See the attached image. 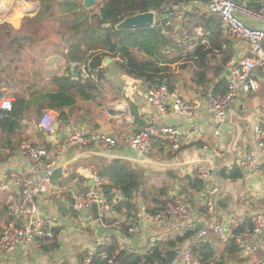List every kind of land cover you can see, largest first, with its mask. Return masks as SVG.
Instances as JSON below:
<instances>
[{"label": "crops", "instance_id": "1", "mask_svg": "<svg viewBox=\"0 0 264 264\" xmlns=\"http://www.w3.org/2000/svg\"><path fill=\"white\" fill-rule=\"evenodd\" d=\"M15 1L20 2V0ZM236 1L254 10H259L264 5V0ZM19 4L11 14L14 21H20L18 15L23 9V4ZM178 7L174 10L181 9L183 14L189 11L188 4L183 2ZM4 9L7 8H2L3 12H5ZM181 13L174 19L177 30L182 28L181 24L185 23ZM244 22L250 27L264 29V25L259 21L244 18ZM196 27L200 26H195L194 29ZM221 31L222 39L220 40L226 43L222 45V50L217 52L220 53L216 55L218 60L227 52L232 57L229 64L239 57H244L247 54L245 44L230 38L222 27ZM203 33L204 37L199 39V45L207 43L208 38L204 31ZM217 36H213L214 46H216ZM174 41L179 47L177 36H174ZM28 44L34 47L15 49L12 53L13 56L20 57L13 62V75L25 76V71H27L32 72L28 74L32 75V78L23 82L12 81L9 86L2 89V92L9 90L10 97L4 96L12 100L13 106L16 96L25 97L29 101L34 98L36 91L45 96L60 93L64 84L59 83L61 85H58L57 79H70L78 84L92 79L94 88L86 89L82 93L76 90L70 92L76 102L73 106L65 108L67 117L65 121L60 119L59 113L54 110L44 108L41 112H36L34 108H31L28 112H17L19 122L13 130L8 126L6 119L0 122V184L6 185V189L0 191V231L2 230L0 236L9 225L20 201V193L9 182L11 176L17 173L38 176L31 159L23 154V146L30 145L34 149H45L50 156L57 157L58 161L64 155L72 156L66 162L60 179L54 181V187L47 195L37 199L40 212L46 217L55 219L58 223L55 242L49 243V245L57 244L56 248L46 252L42 247L48 244L41 247L22 245L14 253L4 256L0 264H83L88 253L95 251L97 253V242L100 240L107 243L116 242L121 251L139 255L153 251L154 248L151 250L150 244L155 241L156 247L160 250H170L179 254L192 247L200 231L212 221L225 227V237L221 238L214 233H209L206 238L200 240V247L208 246L217 254L216 259L206 264L214 262L215 264H249L240 250L236 255H227L225 251L228 242L232 241L230 236L236 234L240 226L246 221H252L256 215L264 213V173L243 176L238 181L225 179L220 173L233 167L239 169L238 164L246 152L258 153L255 130L258 126H264V76L261 72L256 71V77L261 84L259 91L238 98L232 104L227 122L218 124L214 116L207 113L205 108L197 117L172 113L162 115L145 99L146 90L151 84L146 83L144 78H136L122 71L117 65L119 58H106L111 60L109 64L105 63L106 59L104 60V79L99 80L96 75L91 77L90 71L87 72L78 63H75V68L71 70L72 63L65 56L68 50L61 42H58L56 46L44 43L30 44L28 42ZM207 45L211 46L210 43ZM173 48H168L169 59L178 60L170 64L169 70L166 71L171 77L170 80L167 79L168 83L171 81V91L178 93L189 102L204 106L215 87V80L203 86L199 84L196 74L199 69L193 62H186L180 58L186 57L184 56L186 52L180 47V52L174 57L177 52ZM24 56H29V69L22 65L25 60ZM228 65L221 77L228 76ZM185 70H188L189 74L187 73L186 77H179V74ZM81 72H87L88 79L85 82L75 81L76 75ZM35 75L38 76L37 80H35ZM164 82L167 84L166 81ZM106 88H109L107 94L103 90ZM45 102L48 100L45 99ZM45 113L51 114L56 121L53 133H47L39 126ZM152 118H156L160 125L175 128L181 133L180 150L172 151L169 143L154 141L151 152L145 156L139 150L123 142L124 138L144 128ZM71 127L84 134L109 135L118 140L119 145L113 149L91 143L83 148L72 147L69 145ZM116 160L126 162L132 168L140 170L145 187L148 189L154 187V190H158L167 187V196L174 198V202L175 198H181L190 206V217L188 219L170 217L160 222L159 225H153L146 218H142L138 223L137 232L132 234L126 227L113 225L115 221L125 225L127 219L134 222L131 212L125 209L117 212L116 219L109 223L107 228H102L99 221L93 220L92 217L89 218L87 213L74 212L72 209L74 199L86 197L92 192L94 186L93 181L89 180L92 178L86 176L83 170L93 167L99 176L98 173L104 165ZM259 163L264 166V160H260ZM203 169L210 170L207 178L201 175ZM43 172L47 170L40 172L41 176H46ZM240 172L242 173L241 170ZM170 173L176 178H170ZM155 179L163 180L159 188L155 185ZM200 179L206 182L207 187L202 192H197L193 190L190 180ZM107 182L104 180V184ZM209 186L219 188L214 217L207 214L203 199L205 190ZM148 189L144 190L148 192ZM140 193H137L133 200L135 208L149 213L146 210L147 207L149 206L150 209L154 207L148 201L149 199L145 201ZM103 195L109 200L104 192ZM155 198L158 199L157 194ZM109 201L116 208V205L125 201V198L120 192L113 190L112 199ZM64 211L70 214L73 223L60 217ZM159 212L157 210L153 215ZM262 240V237L255 238L250 241V244L259 245ZM194 255L199 258L198 254L194 253ZM260 257L264 260L263 251H260ZM176 264H182L181 258H178Z\"/></svg>", "mask_w": 264, "mask_h": 264}, {"label": "trees", "instance_id": "2", "mask_svg": "<svg viewBox=\"0 0 264 264\" xmlns=\"http://www.w3.org/2000/svg\"><path fill=\"white\" fill-rule=\"evenodd\" d=\"M24 1L28 3L37 2L39 4L37 15L33 19H27L29 23L39 24L47 22L49 19H57L56 24L60 29L56 30L53 36L57 37L58 40L56 42L48 33L39 38L41 27L34 26L29 32L13 29L14 34L10 35L12 38L9 40L6 39V46H0V98L4 96L2 89L5 86H9L12 81H15L13 62L20 57H15L12 53L15 49L21 50L25 48L24 44L26 42L30 44H53L55 46L58 42H61L68 50L65 55L68 61L80 64L87 72L88 70L90 71L89 75L91 77L96 75L99 80L104 79V60L106 58H119L117 65L122 71L136 78H144L146 83L150 84L166 81L168 87L172 90L171 81L168 83L167 80H170L171 77L166 71L169 70V65L178 59L170 60V53L167 51L174 47V51L180 52V48L174 41V36L179 33L174 19L176 15L182 12L181 9L174 10L172 15L160 20L155 27L117 32L115 26L125 18L140 13L149 11L163 13L167 7L180 6L182 0H103L96 5L98 6L97 13L94 12L96 6L86 9L84 2L80 3L77 0ZM24 9L25 5H23L19 15L23 14ZM182 19L185 23L180 25L182 27L181 30L192 33L195 26L202 27L208 38L207 43H210L211 46L208 47L207 43L198 45L192 54L180 58L193 62L199 69L196 74L198 82L202 86L215 80V87L211 91V95H224L227 91V81L221 75L232 57L229 52L225 53L220 60L216 56L220 54L217 52H220L222 45L226 43L220 40L222 39L221 25L215 17L209 14L184 13L182 14ZM163 30L166 34L163 33ZM215 35H218L216 46L213 45V36ZM135 51L143 54L144 58H138L134 53ZM37 79L38 76H36L35 80ZM57 81H59L58 85H61L59 83L64 84L60 93L47 94L45 96L36 91L34 92V98L29 101L25 97L16 96L13 112L5 120L8 126L12 130L16 128L19 122L17 121L19 119L17 112H28L31 108H34L36 112H41L44 108L54 110L59 113L60 119L65 121L67 120L65 108L73 106L76 102L70 92L76 90L78 93H82L86 89L94 88L92 79L83 84L73 83L70 79H57ZM45 99L48 102H45ZM133 114L135 115V112ZM98 174L101 178L108 181L103 185V192L109 200L112 199L113 190L120 192L124 196L125 201L116 205L118 212H122L124 209L128 212L137 211L133 200L136 194L142 191L140 193L141 197L145 201L149 199L148 201L154 207L150 209L148 206L146 209L147 212H152L151 214H156L155 211L157 210L159 212L168 208L174 202V198L167 196V187L158 189V191L154 190V187H149V189L145 187L142 172L132 168L126 162L113 161L104 165ZM220 175L232 181H238L243 177L237 167H233L230 170L225 169ZM169 177L176 178L172 173H170ZM190 182L193 190L197 192H202L207 187L206 182L202 179L197 181L190 180ZM144 189H148L149 195ZM155 194H157V200ZM251 226L252 221H246L237 229V233ZM174 245L176 246V243ZM56 246L57 244L53 243V245L48 244L42 248L47 252L56 248ZM170 246L172 247V244ZM193 251L199 255V259L203 264L217 258L215 251L208 246L199 247ZM238 251V244L233 240L229 241L225 253L227 255H236ZM176 256V253L170 250L163 251L158 247L144 255L129 253L121 251L116 242H111L97 249L92 264H169Z\"/></svg>", "mask_w": 264, "mask_h": 264}, {"label": "built area", "instance_id": "3", "mask_svg": "<svg viewBox=\"0 0 264 264\" xmlns=\"http://www.w3.org/2000/svg\"><path fill=\"white\" fill-rule=\"evenodd\" d=\"M182 2L188 4V13L209 14L215 17L230 38L245 44L247 54L228 65L230 75L226 77V93L224 95H211L204 106L183 99L178 93L172 92L167 84L158 82L148 87L145 99L162 115L172 113L197 117L205 108L207 113L214 116L218 124H224L227 122L232 104L241 96L259 91L261 87L256 77V71L261 72L264 76V29L250 27L244 22V18L259 21L264 25V5L259 10H254L245 4L238 3L236 0H182ZM15 7L17 6H14V4L12 7L0 5V8H7L4 9L5 12L0 11V20L14 21L11 14ZM26 11L32 13L36 11V8L25 5L23 14ZM178 32L177 40L179 47L186 52L184 56L192 54L199 45V39L204 37L200 27H196L192 33L183 31L181 28H179ZM163 33L166 34L164 30ZM74 68L75 63H72L71 70ZM87 79L88 73L81 72L76 75L74 80L85 82ZM13 108V102L9 97L0 98V122L10 116ZM55 122L51 114L45 113L39 122V126L45 132L53 133ZM255 137L258 153L246 152L238 164L245 177L264 173V166L259 163L260 160H264V126L256 127ZM154 141L169 143L172 151L180 150L182 145L181 133L175 128L160 125L156 118L150 119L144 128L123 140L126 145L139 150L143 154L151 152ZM90 143L102 145L108 149H113L119 145V141L109 135L84 134L80 130L71 127L70 146L83 148ZM23 154L31 159L34 171L38 176H27L23 173H17L12 175L9 180L11 186L20 193V201L9 225L0 236V260L4 256L14 253L22 245L41 247L53 242L56 236L57 221L51 217H46L40 212L37 199L47 195L55 185V182L49 176L56 168L57 157L50 156L45 149H34L30 145L23 146ZM44 169L47 170L48 175L41 176L40 172ZM83 172L86 176L92 178L89 180L94 183L93 190L86 197L75 198L72 209L76 213H87L88 217L93 219L91 206L92 204L99 205L98 221L102 228H107L108 224L116 219L118 211L115 205L104 197V180L96 174L94 168L85 169ZM209 174V169L201 171L203 178H207ZM5 189L6 185L0 184V191ZM218 192V187L209 186L205 190L203 197L205 210L212 217L215 215ZM190 215V206L181 198H175V202L171 207L160 211L157 215L142 212L141 210L131 211V217L134 219L133 223L127 219V224L125 225L119 221L113 222V225L115 227H126L128 232L133 234L137 232L138 223L142 218H146L153 225H159L160 222L170 217L188 219ZM263 230L264 213H260L253 218L251 227H246L242 232L230 236V240L238 244L240 252H243L249 264H264V260L260 257V251L264 252V238H262L263 240L259 245L250 244L252 239L261 237ZM209 233H214L221 238L225 237V227L218 222L212 221L205 229L200 231L192 247L179 254L177 253L176 258L169 264H176L178 258H181L182 264H203L194 255L193 250L201 246L199 244L200 240L206 238ZM107 244V242L100 240L97 242V248ZM155 244V241L150 244L151 249L156 247ZM95 254L96 251L88 253L83 263L92 264Z\"/></svg>", "mask_w": 264, "mask_h": 264}, {"label": "rangeland", "instance_id": "4", "mask_svg": "<svg viewBox=\"0 0 264 264\" xmlns=\"http://www.w3.org/2000/svg\"><path fill=\"white\" fill-rule=\"evenodd\" d=\"M61 1H63V0H61ZM77 1H79L80 3H83L84 2L83 0H77ZM102 1L103 0H97V4L96 5H98ZM21 2H22L23 5H28V6H31V7H35L36 8V11L35 12H32V13L31 12L28 13L26 11L25 14L19 15V18H21L20 21H8L7 22V21H4V20H0V46H6V39L9 40L10 38H12L10 35H13L14 34L13 29H15V30H22L23 32H29L34 26L35 27H41V30L39 32L40 33L39 38L42 37L43 35H45L46 33H48L49 36L53 38L54 37L53 35L55 34L56 30L60 29V28L57 27V24H56L57 19L56 18L49 19V20H47V22H44V23L43 22H41V23L38 22L39 24H31V23H29V21L27 19H33L37 15L38 10H39V4L37 2L28 3V2H25L24 0H21L20 3ZM13 4H14V6H19V4L15 0H0V5L1 6H7V7L9 6V7H12ZM0 11L3 12L2 11V8H0ZM94 12L95 13L98 12V6H96L94 8ZM181 14H183V13H181ZM57 17H58V15H57ZM157 22H159L158 18H157ZM54 40L57 41L58 38L57 37H54ZM24 45H25V48L26 49H32L34 47V45H29L27 42ZM134 53H135V55L138 58H140V59L144 58L143 57V54H141V53H139L137 51H135ZM177 54L178 53H175L174 54V57ZM23 58L25 60L22 63V65L26 69H29V67H30V65L28 63L29 62V56H24ZM181 61H183V60H181ZM184 61L187 62V60H185V58H184ZM186 66L187 65H185V67ZM188 66H190V64H188ZM25 72H26L25 73V76H22V75L14 76V77H16V79H15L16 81H13V82H23V81H28V79H31L32 78V75H28V74H32V72H30V73H28L27 71H25ZM187 73L189 74L188 70H185V72H181L179 74V77H186L187 76ZM22 78H24V79H22ZM103 90L107 94L109 88H106V89H103ZM9 94H10L9 93V90L7 92H4V95L9 96ZM7 96H3V97H7ZM102 101L103 102H106L104 100H102ZM155 181H156L155 182V185H157L158 188H159L162 185V181L163 180L162 179H155ZM0 228H1V225H0ZM1 231H0V233H1Z\"/></svg>", "mask_w": 264, "mask_h": 264}, {"label": "water", "instance_id": "5", "mask_svg": "<svg viewBox=\"0 0 264 264\" xmlns=\"http://www.w3.org/2000/svg\"><path fill=\"white\" fill-rule=\"evenodd\" d=\"M84 1V7L86 9L92 8L97 4V0H83ZM179 7H170L169 9L165 10L163 13H156L154 11H149L146 13H140L134 16H130L125 18L123 21L118 23L115 26V30L117 32H123L125 30H134L139 28H148V27H155L156 20H162L169 17V15H172L174 13V9H178ZM111 62L110 59H106L105 63L109 64ZM227 75L229 76L230 73L228 72ZM110 113H114L113 111H109ZM145 156H147V153H144ZM72 158L71 155H64L61 157V159L58 161L56 168L52 171L51 175L49 176L53 181H58L60 177L63 174L64 166L68 160ZM43 175H48L47 172H43ZM91 212L93 216V220L98 221L99 220V205L92 204L91 206ZM61 218H65L70 223H73L72 217L67 211H64L63 215H60ZM261 237L264 238V230L261 233Z\"/></svg>", "mask_w": 264, "mask_h": 264}]
</instances>
